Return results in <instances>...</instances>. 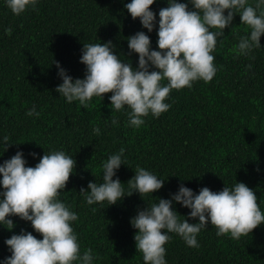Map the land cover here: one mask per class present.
<instances>
[{"label": "trees", "instance_id": "16d2710c", "mask_svg": "<svg viewBox=\"0 0 264 264\" xmlns=\"http://www.w3.org/2000/svg\"><path fill=\"white\" fill-rule=\"evenodd\" d=\"M130 2L38 0L35 9L17 16L6 0H0V164L17 151H22L26 166L32 167L53 150L76 160L59 199L77 213L79 218L71 226L78 235L81 254L91 248L99 257L93 264H144L135 247L138 230L131 218L159 198L171 199L181 183L198 194L202 187L218 192L225 185L243 182L254 190L264 213V34L261 46L248 55L232 51L251 31L240 24L238 13L212 53L217 68L212 81L198 80L191 88L173 89L165 101L171 105L169 110L158 118L149 114L139 128L129 125L127 107L112 111L111 93L104 94L103 100L93 97L91 106L84 108L79 101L68 103L56 92L63 81L53 60L73 79L84 78L86 66L80 62L84 44L112 41L114 53L133 67H138L139 57L129 50L128 37L143 31L150 37L151 49L159 50V10L168 7V0H155L150 6L156 13L151 32L124 7ZM177 2L188 3L193 10L189 0ZM256 2L248 0L252 6ZM9 27L11 35L5 33ZM33 105L39 117L26 115ZM97 126L99 135L93 133ZM4 136L11 143L7 150ZM121 148L126 164H121L113 179L119 177L126 194L127 181L137 166L164 179L163 187L143 198L133 192L113 205L106 201L87 204L80 188H87L90 181L102 183V164ZM173 208L181 220L198 222L188 216L189 208L175 201ZM8 218L14 227L9 230L0 224V264L11 255L5 240L13 234L23 229L42 239L30 221ZM216 231L209 223L197 235L196 248L169 233L167 264H264V223L239 240L217 236Z\"/></svg>", "mask_w": 264, "mask_h": 264}, {"label": "clouds", "instance_id": "9594fccd", "mask_svg": "<svg viewBox=\"0 0 264 264\" xmlns=\"http://www.w3.org/2000/svg\"><path fill=\"white\" fill-rule=\"evenodd\" d=\"M154 2L131 0L124 7L134 20L139 18L142 26L151 32L156 20V13L150 8ZM37 3L38 0H6L7 7L17 16L29 8L35 9ZM189 3L193 10H189L188 3L177 0H168V7L159 10V50L151 49L150 37L143 31L128 37L129 50L138 54V67L122 62L113 51L112 41L83 45L80 62L86 70L82 79H73L58 61L53 60L63 81L56 92L68 103L79 101L84 108L91 106L93 97L103 100L104 94L111 93L112 111L127 107L130 109L127 113L129 125L139 128L145 123L144 117L151 114L158 118L169 110L171 105L165 101L173 89L191 88L198 80L212 81L217 72L212 53L218 38L224 36L225 28L232 26L234 14L238 13L240 24L251 31L250 35L241 37L232 51L248 55L261 46L264 0H257L255 6L248 4V0H189ZM11 32L10 27L5 29L7 35ZM150 68L157 70L150 71ZM26 115L39 117L40 113L33 105ZM112 123L117 121L113 119ZM93 133L100 134L98 126ZM3 141L7 150L11 145L9 137L4 136ZM124 151L121 148L102 164V183L90 181L87 188H80L87 204L106 201L113 205L133 192L143 198L163 187L164 179L137 166L135 175L127 181L126 194L119 177L113 179L121 164H126L122 159ZM30 155L37 156L36 153ZM26 163L22 151H17L0 164V185L3 187L0 224L11 230L14 222L8 217L18 216L30 221L42 239L23 229L20 234H13L5 240L11 255L2 264H93L99 257L94 256L91 248L81 254L78 235L71 226V222L79 218L77 213L59 199L75 170L76 160L64 151L53 150L44 153L34 167ZM173 201L189 208L188 216L198 218V222L181 220L173 208ZM130 222L138 230L134 235L135 247L142 253L144 264H167L165 245L172 238L169 233L177 234L187 246L196 248L199 247L197 235L210 223L217 229V236L229 235L239 240L264 223V213L254 190L243 182L237 181L233 187L225 185L218 192L202 187L198 194L181 183L171 199L159 198L158 203L138 210Z\"/></svg>", "mask_w": 264, "mask_h": 264}]
</instances>
